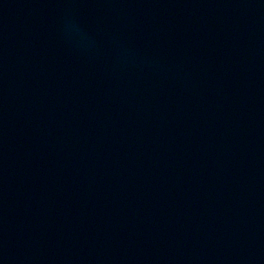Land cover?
I'll list each match as a JSON object with an SVG mask.
<instances>
[{
    "label": "water",
    "instance_id": "1",
    "mask_svg": "<svg viewBox=\"0 0 264 264\" xmlns=\"http://www.w3.org/2000/svg\"><path fill=\"white\" fill-rule=\"evenodd\" d=\"M0 264H264V0H0Z\"/></svg>",
    "mask_w": 264,
    "mask_h": 264
}]
</instances>
